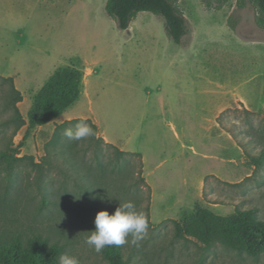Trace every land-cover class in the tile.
Segmentation results:
<instances>
[{
    "label": "rangeland",
    "instance_id": "obj_1",
    "mask_svg": "<svg viewBox=\"0 0 264 264\" xmlns=\"http://www.w3.org/2000/svg\"><path fill=\"white\" fill-rule=\"evenodd\" d=\"M106 2L0 0V76L21 92L25 119L58 69L84 74L79 98L27 138L28 123L15 133L9 83L0 88V155L19 150L12 165L0 158V242L41 236L78 264H108L86 237L100 210L132 201L148 229L122 245L130 264H264V255L174 235L197 205L224 216L256 206L264 217V171L250 161L261 145L247 143L264 128V13L255 0H177L190 27L179 45L160 15L141 11L122 30ZM77 118L97 126L103 159L125 170L101 179L86 139L78 160L92 168L94 199L50 143ZM116 147L142 158L119 159Z\"/></svg>",
    "mask_w": 264,
    "mask_h": 264
},
{
    "label": "trees",
    "instance_id": "obj_2",
    "mask_svg": "<svg viewBox=\"0 0 264 264\" xmlns=\"http://www.w3.org/2000/svg\"><path fill=\"white\" fill-rule=\"evenodd\" d=\"M176 2L177 0H107L105 10L117 21L118 27L122 30L129 29L131 22L141 11L160 15L165 21L166 32L170 39L181 45L183 39L189 34L190 27L184 12ZM255 2L264 13V0H255ZM83 75L75 67L58 69L36 95L27 119L21 115L17 106V103L22 100V94L16 88L13 79L0 76V88L9 83L8 102L14 107L15 115L12 122L17 125L15 133L28 123L25 135L27 138L35 127L47 124L61 116L79 98ZM81 120L89 123L95 132L94 136L86 139L95 147V168L99 177L107 179L113 173L120 174L125 170L116 164L109 166L110 161L103 159L104 150L101 144L104 138L96 137L97 126L94 123L77 118L57 126L50 143L60 148V154L85 178L86 182L79 185L82 197L94 199L97 198V194L92 168L87 165V162L78 160L79 155L84 152L86 139L72 141L64 136L66 129H75V124ZM252 131L255 134H249L247 143L261 145V148L256 154L250 155V161L256 169L264 171V128L257 131L259 135L255 129ZM18 151V148H11L2 152L0 158L12 165V160L16 158ZM116 153L119 159L124 155L135 156L140 160L142 158L139 153L126 152L117 147ZM175 224L174 235L177 238L194 237L206 246L220 243L227 249L247 254L254 259L264 255V217L259 215V209L256 206L243 205L237 207L233 214L224 216L202 205H197L192 215ZM64 251L63 244L51 243L41 236H33L27 241L16 238L0 242V264H59V258ZM100 253L108 264H130L123 246L105 247Z\"/></svg>",
    "mask_w": 264,
    "mask_h": 264
},
{
    "label": "clouds",
    "instance_id": "obj_3",
    "mask_svg": "<svg viewBox=\"0 0 264 264\" xmlns=\"http://www.w3.org/2000/svg\"><path fill=\"white\" fill-rule=\"evenodd\" d=\"M93 128L84 120L79 121L75 129L64 131V136L72 141H81L94 136ZM148 229V222L142 211H137L132 201H120L114 212L108 209L100 210L95 217V229L86 237V243L96 252L105 247L122 246L132 237V243L137 244L144 238ZM59 264H78L75 257L67 254L61 255Z\"/></svg>",
    "mask_w": 264,
    "mask_h": 264
},
{
    "label": "crops",
    "instance_id": "obj_4",
    "mask_svg": "<svg viewBox=\"0 0 264 264\" xmlns=\"http://www.w3.org/2000/svg\"><path fill=\"white\" fill-rule=\"evenodd\" d=\"M90 74V73H89Z\"/></svg>",
    "mask_w": 264,
    "mask_h": 264
}]
</instances>
